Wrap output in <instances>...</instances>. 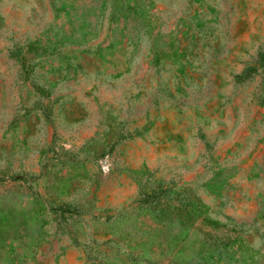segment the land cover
I'll return each mask as SVG.
<instances>
[{"label":"rangeland","instance_id":"1","mask_svg":"<svg viewBox=\"0 0 264 264\" xmlns=\"http://www.w3.org/2000/svg\"><path fill=\"white\" fill-rule=\"evenodd\" d=\"M0 264H264V0H0Z\"/></svg>","mask_w":264,"mask_h":264},{"label":"trees","instance_id":"2","mask_svg":"<svg viewBox=\"0 0 264 264\" xmlns=\"http://www.w3.org/2000/svg\"><path fill=\"white\" fill-rule=\"evenodd\" d=\"M38 89H39V87H38ZM43 91H44V90H41L42 93H43ZM46 112L48 113V110H46Z\"/></svg>","mask_w":264,"mask_h":264}]
</instances>
